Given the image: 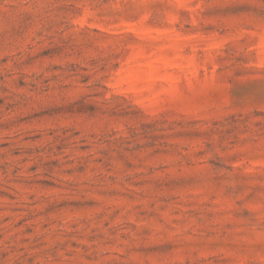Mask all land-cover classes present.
<instances>
[{"label": "rangeland", "instance_id": "1", "mask_svg": "<svg viewBox=\"0 0 264 264\" xmlns=\"http://www.w3.org/2000/svg\"><path fill=\"white\" fill-rule=\"evenodd\" d=\"M0 264H264V0H0Z\"/></svg>", "mask_w": 264, "mask_h": 264}]
</instances>
